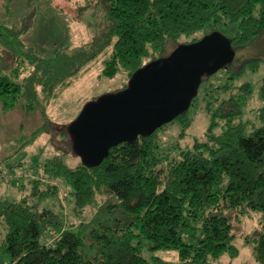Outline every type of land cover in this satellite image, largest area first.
I'll list each match as a JSON object with an SVG mask.
<instances>
[{
  "label": "trees",
  "instance_id": "1",
  "mask_svg": "<svg viewBox=\"0 0 264 264\" xmlns=\"http://www.w3.org/2000/svg\"><path fill=\"white\" fill-rule=\"evenodd\" d=\"M100 4L107 13L104 31L72 54L60 49L45 58L27 47L20 31L0 24V46L15 62L0 66L5 113L23 100L30 110L38 109L39 87L49 98L59 97L99 59L100 78L124 73L128 83L119 91L125 90L143 66L173 53L167 54L169 42L176 50L201 40L202 32H223L237 57L204 76L190 108L175 120L189 128L191 108L205 101L212 123L201 140L165 147L158 132L162 127L112 148L98 167H72L60 157L45 163L46 176L67 187L77 214L101 197L116 196L119 203L112 207L122 208L125 219L102 220L82 236L65 230L67 220L57 210L41 207L60 194L57 184L25 179L20 188L30 189L29 197L17 201L0 195L9 264H220L225 255L239 257L236 228L250 211L263 213L261 228L245 240L264 264V79L258 87L249 81L237 84L247 71L255 73L264 65V54L246 61L239 57L264 37V0H92L85 7ZM231 28L234 32L227 35L225 29ZM215 77L222 82L201 95L202 83ZM255 96L262 104L253 111V121L246 118V108ZM62 135H70L69 130ZM50 237L57 238L53 246L47 244ZM160 250L178 251L179 260L155 255Z\"/></svg>",
  "mask_w": 264,
  "mask_h": 264
},
{
  "label": "rangeland",
  "instance_id": "2",
  "mask_svg": "<svg viewBox=\"0 0 264 264\" xmlns=\"http://www.w3.org/2000/svg\"><path fill=\"white\" fill-rule=\"evenodd\" d=\"M92 0H0V24L16 28L22 33V38L27 47L45 58H49L56 50L63 49L69 54L78 49L87 48L101 34L106 26L105 5H93L86 8ZM97 2V1H96ZM234 30L225 29L227 35ZM208 32L198 34L205 37ZM176 45L169 42L167 54L175 51ZM264 54V37L247 50L239 52L240 61L255 58ZM103 59L96 60L88 66L84 73L73 83L71 87L64 89L57 98H49L38 88V109L27 108L28 102L23 100L16 110L4 112L0 102V172L5 174L20 175L40 173L48 160L60 157L72 167L84 164L82 157L74 150L71 135L63 137L64 131L69 130L78 115L86 105L108 94L117 93L128 83L124 73L115 78H100ZM14 59L0 46V66L13 67ZM237 67H242L236 62ZM9 74L8 70H4ZM264 79V65L255 73L250 70L237 84L246 81L254 86H259ZM224 80V79H223ZM220 78H210L201 85L200 93L203 95L210 86L221 83ZM200 95V97H201ZM200 106L191 108L192 125L188 128L179 120L168 123L160 129L163 146H175L181 144L187 146L195 140H201L211 125V115L206 110V102H200ZM262 101L255 96L246 118L256 120L253 112ZM47 130L35 140L31 141L34 133L46 124ZM49 178V177H48ZM28 182V179H26ZM31 181V180H29ZM20 180L5 182L0 180V195L7 199L21 201L23 197H29L30 189L22 190ZM53 184L60 186V194L44 200L41 207H51L65 216L67 220L66 231L72 230L86 236L96 223L113 218L125 219V211L112 204L119 203V199L104 196L95 205H91L85 212L76 213L73 197L69 195L67 187L54 180ZM40 201L35 197L30 198ZM263 213L250 211L242 222L237 224L236 246L240 249L239 257L232 259L225 255L221 257L220 264H260L255 258L253 244H247L246 238L261 228ZM49 236V235H48ZM6 237V226L0 219V264H9L11 257L4 252L3 241ZM47 235L45 236V238ZM157 256L168 261H178L179 252L172 250H160Z\"/></svg>",
  "mask_w": 264,
  "mask_h": 264
},
{
  "label": "water",
  "instance_id": "3",
  "mask_svg": "<svg viewBox=\"0 0 264 264\" xmlns=\"http://www.w3.org/2000/svg\"><path fill=\"white\" fill-rule=\"evenodd\" d=\"M236 57L231 40L216 31L143 66L127 89L86 105L69 127L74 150L87 167H98L112 148L153 135L186 113L204 76L216 74Z\"/></svg>",
  "mask_w": 264,
  "mask_h": 264
},
{
  "label": "built area",
  "instance_id": "4",
  "mask_svg": "<svg viewBox=\"0 0 264 264\" xmlns=\"http://www.w3.org/2000/svg\"><path fill=\"white\" fill-rule=\"evenodd\" d=\"M23 181L25 179L28 180H36V181H45L47 183H53L52 179L48 178V176H46L45 172L42 170L40 173H36L35 175L31 174H20V175H12V174H5L4 172H0V180L5 181V182H9V181H13V180H20ZM55 237H50L47 240V244L53 246L54 243L56 242Z\"/></svg>",
  "mask_w": 264,
  "mask_h": 264
}]
</instances>
